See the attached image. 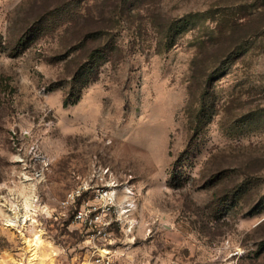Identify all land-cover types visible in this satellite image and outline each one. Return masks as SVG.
<instances>
[{
  "label": "rangeland",
  "instance_id": "1",
  "mask_svg": "<svg viewBox=\"0 0 264 264\" xmlns=\"http://www.w3.org/2000/svg\"><path fill=\"white\" fill-rule=\"evenodd\" d=\"M97 167L115 264H264V0H0V264H92L62 202Z\"/></svg>",
  "mask_w": 264,
  "mask_h": 264
},
{
  "label": "built area",
  "instance_id": "2",
  "mask_svg": "<svg viewBox=\"0 0 264 264\" xmlns=\"http://www.w3.org/2000/svg\"><path fill=\"white\" fill-rule=\"evenodd\" d=\"M117 188L109 168L97 167L70 188L62 202L63 206H72L69 225L84 233V239L93 250L92 264H115L112 254L101 253V249L109 244L113 221L122 223V215L133 207L132 202L126 198L121 205L116 203ZM28 199L30 201L24 208L18 205V201L10 206V215L4 218L8 219L11 225L21 227L35 216L36 218L50 216L48 206L41 202L39 196L32 193Z\"/></svg>",
  "mask_w": 264,
  "mask_h": 264
},
{
  "label": "bare ground",
  "instance_id": "3",
  "mask_svg": "<svg viewBox=\"0 0 264 264\" xmlns=\"http://www.w3.org/2000/svg\"><path fill=\"white\" fill-rule=\"evenodd\" d=\"M126 192L130 193L127 188H126ZM23 242L25 243V246L27 250L29 251L28 264H31L32 260L36 257V252H37L38 247L41 244H43V239L41 238V234L38 232V233H35L32 237H24ZM101 250H104V249H101ZM107 252H104V253H107Z\"/></svg>",
  "mask_w": 264,
  "mask_h": 264
},
{
  "label": "trees",
  "instance_id": "4",
  "mask_svg": "<svg viewBox=\"0 0 264 264\" xmlns=\"http://www.w3.org/2000/svg\"><path fill=\"white\" fill-rule=\"evenodd\" d=\"M174 22V21H173ZM172 22V23H173ZM102 33V31H101ZM100 32H98L97 30H89L87 32H85V34L82 35L80 41L82 43H85L87 40H94L95 38H97L100 34ZM167 36H172L171 34V30L170 28H168V32L166 33ZM96 49L91 50V53L94 51L95 52Z\"/></svg>",
  "mask_w": 264,
  "mask_h": 264
},
{
  "label": "crops",
  "instance_id": "5",
  "mask_svg": "<svg viewBox=\"0 0 264 264\" xmlns=\"http://www.w3.org/2000/svg\"><path fill=\"white\" fill-rule=\"evenodd\" d=\"M105 250V249H104Z\"/></svg>",
  "mask_w": 264,
  "mask_h": 264
}]
</instances>
